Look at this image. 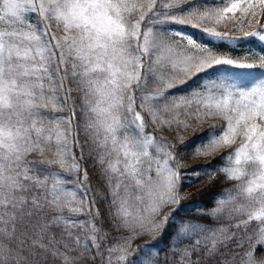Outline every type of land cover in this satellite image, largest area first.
I'll return each instance as SVG.
<instances>
[{
	"label": "snow or ice",
	"instance_id": "snow-or-ice-1",
	"mask_svg": "<svg viewBox=\"0 0 264 264\" xmlns=\"http://www.w3.org/2000/svg\"><path fill=\"white\" fill-rule=\"evenodd\" d=\"M0 264H264V0H0Z\"/></svg>",
	"mask_w": 264,
	"mask_h": 264
},
{
	"label": "rangeland",
	"instance_id": "rangeland-1",
	"mask_svg": "<svg viewBox=\"0 0 264 264\" xmlns=\"http://www.w3.org/2000/svg\"><path fill=\"white\" fill-rule=\"evenodd\" d=\"M195 165H196V161H190L187 167H194ZM188 190L191 191V189Z\"/></svg>",
	"mask_w": 264,
	"mask_h": 264
},
{
	"label": "trees",
	"instance_id": "trees-1",
	"mask_svg": "<svg viewBox=\"0 0 264 264\" xmlns=\"http://www.w3.org/2000/svg\"><path fill=\"white\" fill-rule=\"evenodd\" d=\"M234 54H239V52L234 53ZM201 163H204V161H196V165H197V164H201ZM196 165H195V166H196Z\"/></svg>",
	"mask_w": 264,
	"mask_h": 264
}]
</instances>
